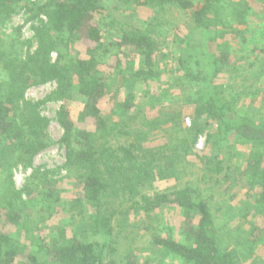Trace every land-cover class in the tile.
<instances>
[{"label":"rangeland","instance_id":"rangeland-1","mask_svg":"<svg viewBox=\"0 0 264 264\" xmlns=\"http://www.w3.org/2000/svg\"><path fill=\"white\" fill-rule=\"evenodd\" d=\"M45 1L22 2L11 16L0 19V36L7 51L6 59L23 57L36 48L35 29L46 20L45 14L39 11V5ZM142 1L145 0L120 5L117 0H100L102 9L96 14V20L104 30L103 41H107L111 33L149 31L159 42L156 60L168 71L159 78L136 85V106L125 115L117 114V103L127 93L125 86L119 91L112 88L99 105L102 115L109 118L108 128H114L108 134L111 144L119 145L128 137L137 136L135 134H145L141 141L143 147L154 153L155 178L128 186L124 177L111 178L107 198L99 209L84 194L83 171L67 161L65 146L61 142L64 130L57 120V113L65 106L78 127L91 130L95 129V120H78L82 108L79 96L70 100L48 99L57 89L56 82L29 85L24 99L43 102L39 110L48 120L46 130L50 142L31 161H20L25 157L7 154L0 160L1 205L6 203L7 197L18 192L25 201L19 200L24 205L20 222L3 221L0 230L24 246L26 253L35 252L40 258H43L45 246L53 238L66 241L78 236L96 244H107L108 256L117 264H124L131 255L137 264H187L154 244L152 235L158 232L161 236L172 235L182 239L181 227L188 212L167 206L152 214H136L132 205L133 199L139 196L137 193L152 195L192 186L209 196L222 230L219 236L221 247H238L243 255V264H264V243L250 238L252 227L264 226V207L257 201L260 186L258 182L251 185L248 172L244 171L250 161L251 147L221 140L216 135L214 122L196 117L193 87L182 74L170 70L180 55L191 53V40L197 32L191 11ZM206 1L223 7L218 26H225L228 32L217 41H209L214 51L228 52L231 58V63L215 80L218 92L225 98L235 97V107L241 113L264 119V0H223L221 3L217 0H194L195 4ZM242 1L249 3V11L246 25L239 26L236 22L237 5ZM89 45L94 47L96 43L77 42L74 55L85 56ZM111 50L99 67L107 86L116 76L118 58L123 65L132 62L138 67L141 63L140 54L134 48H123L124 52H118L117 48ZM51 57L54 61L57 53H52ZM4 74L0 65V86L7 78ZM243 79L248 82H243ZM250 83L253 87H249ZM250 91L253 97L246 93ZM204 126V131L194 140L198 129ZM200 139H203L201 146ZM218 162L224 169L216 170ZM261 167L264 177V157ZM130 188L133 189L132 195L129 197L126 193L125 196ZM104 222H107L106 226ZM12 264L27 262L22 256Z\"/></svg>","mask_w":264,"mask_h":264},{"label":"trees","instance_id":"trees-1","mask_svg":"<svg viewBox=\"0 0 264 264\" xmlns=\"http://www.w3.org/2000/svg\"><path fill=\"white\" fill-rule=\"evenodd\" d=\"M26 1L29 0H0V19L11 16L18 5ZM133 1L136 0H117L120 5ZM221 1L223 0H217V3ZM142 2L176 6L191 11L197 29L191 40V53L180 55L176 65L170 70L182 74L185 81L193 87L196 117L214 122L217 126L216 135L221 140H231L234 144L251 147L250 161L244 171L248 172L251 185L258 182L260 191L257 201L264 207V177L261 173L264 119L238 111L235 107L236 98L220 95L215 83L221 70L231 63L228 52L214 51L209 43L228 33L225 26H218L223 7L209 1L195 4L194 0ZM248 4L247 1H242L237 5L236 22L239 26L246 25ZM101 9L100 0H46L39 5V11L45 14L46 20L35 29L36 48L23 57L6 59L7 51L0 36V65L7 77L0 86V160L5 159L7 154L25 157L20 161H31L41 149L48 146V120L39 110L43 102L25 100L24 92L29 85L54 81L57 89L48 99L55 97L70 100L79 96L82 108L78 120H95V129L91 130L88 127H78L67 107L62 106L57 113V120L64 130L61 142L65 146L67 161L83 171L84 194L99 209L102 208L104 198H107L106 191L111 178L124 177L127 186L133 182L153 180L156 161L152 150L142 145L144 133L128 137L126 142L119 145L111 144L108 134L114 128H108L109 118L102 115L100 100L112 88L119 91L125 86L127 93L117 103V114L125 115L136 106V85L159 78L168 71L160 67L156 60L159 42L149 31H124L117 35L111 33L104 42V30L96 20V14ZM262 15L264 17V9ZM84 40L95 42L96 45L87 46L85 56H75V44ZM116 48L118 52L123 48L136 49L141 63L138 67L132 65V62L123 65L118 58L116 76L112 78L113 83L107 86L99 67L104 56ZM54 52L57 57L53 61L51 55ZM244 81L248 82L246 79ZM249 87H253L252 84ZM246 93L254 96L252 91ZM205 128L198 129L194 140ZM216 164V170L224 169L219 162ZM130 190L125 192V196L126 193L129 197L132 195L133 189ZM137 194L139 196L133 199L132 205L136 214H152L167 206L188 212L181 227L182 239H176L172 235L161 236L156 232L152 235L154 244L187 264H243V255L238 247H221L219 236L222 235V230L215 217L216 211H213L209 196L202 189L181 186L171 192ZM7 198L5 204L0 203V224L3 221L18 224L24 207L19 200L25 201L19 192ZM101 215L102 213L98 216ZM250 238L264 243V226L252 227ZM107 248V244H96L78 236L66 241L57 237L45 246L44 256L40 258L35 252L26 253L24 246L0 230V264H12L22 256L27 264H117L110 260ZM131 256L126 258L124 264H137Z\"/></svg>","mask_w":264,"mask_h":264},{"label":"built area","instance_id":"built-area-1","mask_svg":"<svg viewBox=\"0 0 264 264\" xmlns=\"http://www.w3.org/2000/svg\"><path fill=\"white\" fill-rule=\"evenodd\" d=\"M199 144H200V146L203 144V139L199 140Z\"/></svg>","mask_w":264,"mask_h":264}]
</instances>
